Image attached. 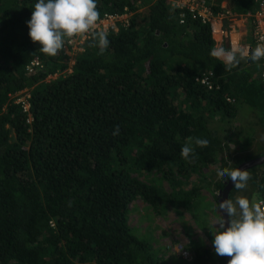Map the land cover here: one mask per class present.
Segmentation results:
<instances>
[{"label": "trees", "instance_id": "16d2710c", "mask_svg": "<svg viewBox=\"0 0 264 264\" xmlns=\"http://www.w3.org/2000/svg\"><path fill=\"white\" fill-rule=\"evenodd\" d=\"M36 2L0 0V264L175 263L136 232L131 215L141 204L157 216L208 206L201 188L187 191L182 180L230 157L220 126L235 118L229 100L240 94L245 71L247 96L251 69L225 71L210 55L209 26L179 0H98L100 18L131 12L128 26L108 33L103 54L90 38L66 40L67 50L50 57L28 35ZM235 3L242 14L254 10L248 0ZM210 70L219 90L202 83ZM23 91L28 111L17 103ZM190 136L209 141L195 147L191 162L181 157ZM234 158L238 167L251 156ZM248 171L264 197V174ZM151 174L173 191L145 182ZM192 251L194 264H227L208 247Z\"/></svg>", "mask_w": 264, "mask_h": 264}, {"label": "clouds", "instance_id": "9594fccd", "mask_svg": "<svg viewBox=\"0 0 264 264\" xmlns=\"http://www.w3.org/2000/svg\"><path fill=\"white\" fill-rule=\"evenodd\" d=\"M234 15L238 21L242 14ZM99 22L98 0H37L31 18L26 23L32 42L41 45L39 51L55 57L64 48L66 40L77 36L90 37L100 54H103L110 41L107 30L100 28ZM244 46L248 48L234 47L229 50L215 46L210 50V55L222 61L225 71L238 66L242 60L259 62L264 59V43H258L254 49ZM207 73L215 75L214 90H219L216 73ZM112 134L119 135L118 125L114 127ZM208 144L207 139L187 137L181 148V157L191 162L195 156V147H207ZM217 176L230 178L237 190L245 189L250 179L249 171L238 167L218 169ZM216 210L220 216L214 224L215 233H212L215 254L229 257L228 264H264V199L250 200L240 195L235 199L223 200Z\"/></svg>", "mask_w": 264, "mask_h": 264}, {"label": "rangeland", "instance_id": "374dc122", "mask_svg": "<svg viewBox=\"0 0 264 264\" xmlns=\"http://www.w3.org/2000/svg\"><path fill=\"white\" fill-rule=\"evenodd\" d=\"M120 24V22L116 23V28H119ZM78 54L77 51L67 52L69 64L74 62ZM254 70L256 73L260 71L258 67ZM240 73L243 75L244 71L240 70ZM62 75L64 74L50 77V80H56ZM246 76L247 73L245 71L240 94L234 91L233 95L236 98L230 100L233 108L236 109L235 118L230 124L220 126L223 142L229 144L232 148L230 157H228L227 153H223L222 156L217 157L218 161L214 164L204 165L202 169H198V171L191 174L187 185V180H182L185 184L183 187L187 191H190L197 184L202 190L199 201L206 199L207 201L203 203H207L208 206L204 208L201 206L202 204H198L192 211H185L183 214H176L170 210L164 215L157 216L146 204H141L142 207L131 215V224L136 229V232L153 237L156 240L157 247L166 249L164 253L169 262L170 260L175 261L173 264H194V252L192 251V245L194 244L203 248L208 247L211 252L214 251L212 240L208 234L215 233L214 224L220 216L216 209L218 207L217 200L221 197V191L216 188V183L229 184L231 180L230 178L225 180L217 176V170L225 168L219 161L220 158L227 161L229 168H235V156L239 158L251 156L249 160L264 157V97L259 94L256 82L258 78H254L255 80L247 86V90H249L247 96L244 94ZM23 96L27 97L28 94ZM216 126H219V124L215 121L212 127L216 129L218 128ZM262 166L255 168V171L260 175L264 174V165ZM253 177V175L250 177L245 189L237 190L234 193L233 199L240 195L246 196L250 200H257L263 197L260 191L262 187L261 185H254ZM159 178L155 174L145 175L144 181L149 184L161 183L165 191L172 192L173 188H171V185L167 182L159 181ZM260 182L261 179L257 181V183ZM174 257L176 258L174 259Z\"/></svg>", "mask_w": 264, "mask_h": 264}, {"label": "built area", "instance_id": "2783aa9c", "mask_svg": "<svg viewBox=\"0 0 264 264\" xmlns=\"http://www.w3.org/2000/svg\"><path fill=\"white\" fill-rule=\"evenodd\" d=\"M185 2L184 5H187L190 14L194 17H197L198 20L203 25H208L213 38H220L227 46V49H232L234 47H245L241 42L235 38L238 34V30L236 27L237 16L231 14L229 12L224 13H216L209 6L210 0H183ZM257 4V11L254 14V30H253V38L255 46L258 43H264V0H255ZM132 16L131 12L125 10L123 14H115V15H105L100 18L99 27L107 30L108 33L118 32L121 27H127L130 17ZM184 16L181 15L180 24H185L183 20ZM120 22L119 28H116L115 24ZM227 23V26H225ZM90 37H76L72 38L69 41V45L73 44H83ZM67 50V47H64ZM260 64L263 67L262 71V80L264 85V59H261ZM39 63H35L33 66L39 67ZM215 75L213 73H206L204 79H202V83L207 85L211 90H214L216 86H214L213 79ZM25 94L23 91L21 95ZM20 95V96H21ZM24 96L20 97L17 100V103L20 104L25 111L30 109V105L25 102ZM264 199V197H260L257 200Z\"/></svg>", "mask_w": 264, "mask_h": 264}, {"label": "crops", "instance_id": "0c3cea01", "mask_svg": "<svg viewBox=\"0 0 264 264\" xmlns=\"http://www.w3.org/2000/svg\"><path fill=\"white\" fill-rule=\"evenodd\" d=\"M248 1H250L251 3H254V10L249 11L246 14H242L238 11L240 10V8L236 7L235 0H210V4L214 12H217V13L229 12L231 14H242L238 18V21L236 22L238 34L236 35L235 38L239 40L243 45L249 46L250 49H254V46H255L253 42V30H254V21H255L254 14L257 11V4L255 3V0H248ZM179 4L184 5L185 2L183 0H179ZM225 26H227V23H225ZM213 41H214L213 47L222 46L225 49L228 48V46L220 38H214ZM218 61L222 63V61L220 60ZM245 61H249V60H242L240 64L244 63ZM252 63L253 64H247L243 66H240L239 64V67H240L239 69L241 70L251 69L250 76H249V82L252 83L255 80L254 78H258L256 81L257 85L259 88L261 86L262 89L264 90V85H263V80H262L263 67L260 64V62H252ZM256 67L260 69L258 73H256L254 70ZM208 72H214V71L210 70ZM221 77L223 78V76ZM262 94H264V92L260 93L261 96Z\"/></svg>", "mask_w": 264, "mask_h": 264}, {"label": "water", "instance_id": "95a60500", "mask_svg": "<svg viewBox=\"0 0 264 264\" xmlns=\"http://www.w3.org/2000/svg\"><path fill=\"white\" fill-rule=\"evenodd\" d=\"M264 165V157L259 158V159H255V160H249L247 162H245L244 164H242L239 168L241 170H250L252 168H256L259 166ZM234 189V183L230 180L229 184H225V187L223 188V190H221V197L218 198V202H222L223 200H226L229 198L231 191ZM223 215V213H221ZM225 219L227 220V216L225 215ZM227 226V224H226ZM230 258L226 257V261L228 264V260Z\"/></svg>", "mask_w": 264, "mask_h": 264}, {"label": "flooded vegetation", "instance_id": "af4514ba", "mask_svg": "<svg viewBox=\"0 0 264 264\" xmlns=\"http://www.w3.org/2000/svg\"><path fill=\"white\" fill-rule=\"evenodd\" d=\"M263 167V166H262ZM260 168V167H259Z\"/></svg>", "mask_w": 264, "mask_h": 264}]
</instances>
